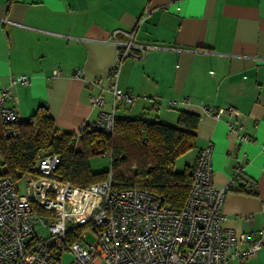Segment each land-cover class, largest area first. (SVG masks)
Wrapping results in <instances>:
<instances>
[{
  "label": "crops",
  "instance_id": "crops-1",
  "mask_svg": "<svg viewBox=\"0 0 264 264\" xmlns=\"http://www.w3.org/2000/svg\"><path fill=\"white\" fill-rule=\"evenodd\" d=\"M146 6L133 42L150 47L123 60L116 85L135 101L119 103L116 115L170 124L179 110L199 115L184 164L211 144L215 186L240 167L223 200L222 225L249 233V243L264 239V0H0V90L11 91L8 104L20 121L44 105L57 130L79 132L112 108L106 74L116 42L129 40L124 32ZM21 75L28 81L11 82ZM99 92L103 107L89 101ZM204 107L225 112L216 117ZM230 121L241 128L231 130Z\"/></svg>",
  "mask_w": 264,
  "mask_h": 264
},
{
  "label": "built area",
  "instance_id": "built-area-1",
  "mask_svg": "<svg viewBox=\"0 0 264 264\" xmlns=\"http://www.w3.org/2000/svg\"><path fill=\"white\" fill-rule=\"evenodd\" d=\"M149 10L146 6L133 30L124 32L129 40L116 42L115 62L106 74L112 108L101 109L98 118L81 129L87 125L111 133L116 106L135 101L133 93L119 89L116 81L123 60L139 57L131 50L138 49L143 55L150 47L133 42L137 26ZM80 74L79 69L75 75ZM16 81L27 82L28 77H11L12 83ZM100 81L101 77L95 80ZM12 98L9 89L0 90V122L7 135L16 133L19 121L15 108L8 104ZM89 101L103 107L105 97L99 92L90 95ZM204 111L220 117L225 109L204 107ZM228 112L239 115L233 107ZM229 127L237 130L241 125L230 121ZM211 157V144L197 151L188 195L183 206L175 208L145 189L114 187L110 175L87 187L57 180L51 175L60 157L42 151L30 167L35 174L24 177L23 195H19L17 184L10 178H0V264H62L65 252L72 255L68 264H244L264 239L249 243V233L237 234L222 225L224 197L239 180L241 169H236L226 185L215 186ZM74 224L86 226L78 239L70 240ZM39 227L45 229V235L37 231ZM87 233L92 234L93 242L86 241Z\"/></svg>",
  "mask_w": 264,
  "mask_h": 264
},
{
  "label": "trees",
  "instance_id": "trees-1",
  "mask_svg": "<svg viewBox=\"0 0 264 264\" xmlns=\"http://www.w3.org/2000/svg\"><path fill=\"white\" fill-rule=\"evenodd\" d=\"M131 51L132 55L135 51L140 54L139 50ZM199 119V115L183 110L178 111L174 124L115 115L111 133L86 125L76 135L57 130L47 108L41 105L28 120L18 121L14 135L5 134L0 122V178L8 177L17 184L26 175L35 174L31 165L47 151L60 157L51 175L57 180L87 187L110 175L114 187L145 189L158 195L163 204L181 208L190 189L193 164L177 170L175 161L195 147ZM102 156L108 157L109 168L93 172L90 160ZM85 226L74 224L70 240L78 239Z\"/></svg>",
  "mask_w": 264,
  "mask_h": 264
},
{
  "label": "rangeland",
  "instance_id": "rangeland-1",
  "mask_svg": "<svg viewBox=\"0 0 264 264\" xmlns=\"http://www.w3.org/2000/svg\"><path fill=\"white\" fill-rule=\"evenodd\" d=\"M185 157L186 155H183L175 161V168L177 170H181L183 168L186 160ZM90 167L92 170L97 172L107 170L109 168V159L106 156L92 158L90 160ZM24 184H25L24 179L18 181L17 183L19 195L24 194ZM37 231L42 232L44 235L46 234V231L43 227H39ZM85 239L88 242H93L94 237L92 236L91 233H87ZM71 260H72V255L68 252H65L64 255L62 256V264H68ZM246 264H264V248H261L257 252V255L249 259L246 262Z\"/></svg>",
  "mask_w": 264,
  "mask_h": 264
}]
</instances>
